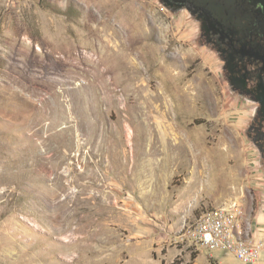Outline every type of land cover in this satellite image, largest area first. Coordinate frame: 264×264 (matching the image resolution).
Segmentation results:
<instances>
[{
  "label": "rangeland",
  "instance_id": "1",
  "mask_svg": "<svg viewBox=\"0 0 264 264\" xmlns=\"http://www.w3.org/2000/svg\"><path fill=\"white\" fill-rule=\"evenodd\" d=\"M197 34L158 0H0V264H239L177 242L203 210L264 216Z\"/></svg>",
  "mask_w": 264,
  "mask_h": 264
},
{
  "label": "flooded vegetation",
  "instance_id": "2",
  "mask_svg": "<svg viewBox=\"0 0 264 264\" xmlns=\"http://www.w3.org/2000/svg\"><path fill=\"white\" fill-rule=\"evenodd\" d=\"M186 13L197 40L219 61L228 92L242 105L252 166L264 178V0H158Z\"/></svg>",
  "mask_w": 264,
  "mask_h": 264
},
{
  "label": "built area",
  "instance_id": "3",
  "mask_svg": "<svg viewBox=\"0 0 264 264\" xmlns=\"http://www.w3.org/2000/svg\"><path fill=\"white\" fill-rule=\"evenodd\" d=\"M244 218L241 206L236 204L203 210L193 221L184 223L177 242L185 245L191 254L200 250L210 254L220 252L232 255L241 264H256L264 249V240H253L246 222L241 232L236 233Z\"/></svg>",
  "mask_w": 264,
  "mask_h": 264
},
{
  "label": "crops",
  "instance_id": "4",
  "mask_svg": "<svg viewBox=\"0 0 264 264\" xmlns=\"http://www.w3.org/2000/svg\"><path fill=\"white\" fill-rule=\"evenodd\" d=\"M245 222L250 226L251 237L253 240H260V239L264 240V216H259L257 214L249 216L248 214H245V218L243 222H239V226L236 229V233L239 234L241 232ZM202 252L206 254H210L209 252H206L204 250H200L198 253L201 254ZM211 255L213 257L215 256L216 258H218L220 262H222V260H225L226 258L233 257L232 255L224 254L220 252H215L212 253ZM233 259L235 258L233 257ZM238 263L241 264L240 262ZM256 264H264V249L262 250L259 261Z\"/></svg>",
  "mask_w": 264,
  "mask_h": 264
},
{
  "label": "bare ground",
  "instance_id": "5",
  "mask_svg": "<svg viewBox=\"0 0 264 264\" xmlns=\"http://www.w3.org/2000/svg\"><path fill=\"white\" fill-rule=\"evenodd\" d=\"M118 15H119V17H126V18H128L129 17V15H126L125 13H118ZM130 22V21H129ZM130 24H131V22H130ZM98 64V63H97ZM99 66H100V64H99ZM102 66V65H101ZM112 70V69H111ZM114 70V69H113ZM107 72H109V71H107ZM113 72H115V71H113ZM112 74V73H111ZM98 76V75H97ZM112 78V77H111ZM106 85V84H105ZM107 86V85H106ZM108 87V86H107ZM129 125V124H128ZM129 131L131 132L132 130H131V128H129ZM127 132V131H126ZM129 132V133H130ZM129 136H131V135H129ZM85 174V173H84ZM83 174V175H84ZM92 176V175H91ZM82 177V176H81Z\"/></svg>",
  "mask_w": 264,
  "mask_h": 264
}]
</instances>
